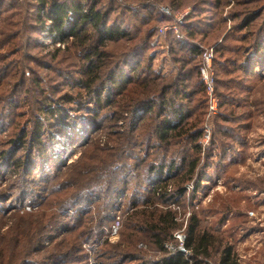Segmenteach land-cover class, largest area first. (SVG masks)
<instances>
[{
	"label": "rangeland",
	"instance_id": "1",
	"mask_svg": "<svg viewBox=\"0 0 264 264\" xmlns=\"http://www.w3.org/2000/svg\"><path fill=\"white\" fill-rule=\"evenodd\" d=\"M55 1L74 0L46 2ZM75 1L123 30L102 45L85 25L102 60L91 40L57 37L38 0H0V264H153L178 253L195 264L184 244L194 217L211 239L197 264H224L227 249L226 264H264V0ZM92 59L98 82L84 88ZM122 70L120 91L109 81ZM104 86L97 106L87 89ZM57 103L55 116L43 112ZM174 104L181 119L167 117ZM166 117L180 138H159ZM37 122L42 144L32 139ZM23 133L26 147L9 143ZM121 164L118 183L106 184ZM153 165L164 167L160 179ZM82 169L103 174L88 198L73 188L88 179ZM183 174L186 193L174 195ZM155 210L178 226L165 251L140 228Z\"/></svg>",
	"mask_w": 264,
	"mask_h": 264
},
{
	"label": "trees",
	"instance_id": "2",
	"mask_svg": "<svg viewBox=\"0 0 264 264\" xmlns=\"http://www.w3.org/2000/svg\"><path fill=\"white\" fill-rule=\"evenodd\" d=\"M38 1L41 4V10L43 11V14L46 15V18L48 21L52 22V25H53L52 31L56 34L57 37H59L61 40L68 39L69 37L76 38V40L80 41L81 46L84 45V43L82 42H86L88 39L89 41L91 40L89 51L90 53L93 52V56L97 55V57L99 59L101 58V60L103 59L104 56L102 57V54H100L99 51H97V48L94 47V40H95L94 37H97L99 42L97 40L96 42L98 44L105 45L106 41H113V40H117L120 38L122 39V36H125L121 28L119 27L116 28L114 26L108 27V24L106 23L107 16H108L107 13H103L98 10L95 11L92 6L91 7L85 6L75 0L71 3L55 1L49 4L48 2H46L47 0H38ZM73 16H76V18L73 19ZM87 24H90L92 26L94 37L90 35H86L84 28L86 27L85 25ZM196 49L197 48L192 47L191 52L194 53ZM95 68H97V64L95 63L94 59H92L87 68V72L94 73V76H90L88 81L80 82L79 80L78 82L79 84L83 85L84 88H94L96 86L98 82V78L95 77L96 76L95 73L98 72L99 70H96ZM134 71L137 72L138 70H134ZM198 72H199V68H198ZM123 76H124L123 70L122 72L118 74H112L110 78L111 80L109 81V83L112 84L111 86L117 87L120 91H123L127 84ZM180 81L181 83H178V87L179 85L180 87L182 86L183 81L181 78H180ZM103 88H106V87L105 86L102 87L100 92L94 89L92 92L91 89L90 90L87 89L88 90L87 93L89 97L93 100L95 99L97 106L102 105L101 95L103 94ZM158 88L166 90V89H169V86H159ZM184 92L185 91L180 88V90L177 91V94H181ZM95 96H97V98H95ZM65 98L67 99L66 101H69V102L72 101L70 100L71 98L68 95H66ZM164 103L165 101L162 102V104ZM162 104H161V109L164 110V106H162ZM153 106L154 105H148L147 107L148 112H152ZM59 108L60 106L58 103H57V106L55 107H53L52 105L45 104L42 110L45 113L55 116V113L59 110ZM170 110H171V113L167 117L172 116L177 119H181L184 116L183 108H180L178 104L172 105V107H170ZM167 117L162 122L160 123L156 122L155 124V130L157 131L159 138L162 140H166V141L170 139L174 140L176 139V137L180 138V136H182V134H180L181 132L176 131V128H175L176 126L173 125V122L170 121ZM184 118H186V116ZM41 129H42V125L39 122H37L35 130L32 134V139L37 144H42V141L39 140L42 134ZM172 133H175L176 135H173ZM27 142L28 140L25 139L24 133L21 136H17L16 139L9 140L10 144H14L16 147H20L22 149L26 147ZM3 154H4L3 156H5V152H3ZM12 157L13 155L9 157L11 159L10 164L21 166V160H19V158L16 160H12ZM124 157L126 158V156ZM170 159L166 160L169 166L168 172H171L173 168H175L177 165L176 158L172 157V159L171 160ZM124 160L122 161L123 166L128 167L129 165L124 163ZM122 164L119 167L118 166L114 167L115 171L112 172L111 174H108L106 172L107 176L109 177V179L106 181V184H112L114 182H115L114 184L118 183L120 173L123 174V171L121 170ZM163 169H164L163 166H157V165H153L150 168L151 171L157 170L159 179L163 176ZM90 170L93 171L92 169ZM194 170H195V162L192 160L191 166L190 167L188 166L187 172L191 176ZM81 172H83L84 176L88 175L87 176L88 179H86V181L84 183L82 182L81 184L75 181L73 188L78 189L79 192H82L83 194L84 192H88V195H87V198H88L91 195H93L92 193L94 189L98 186L99 180L100 179L102 180L103 177L101 176H103V174L100 176L98 180L94 176H92V173L87 172L86 169H82ZM185 176L186 175L183 174L181 175V178L178 179V182L175 185L177 190L174 192V195H183L186 193V188L184 187V184L186 182V180L184 179ZM187 177L188 176H186L185 178ZM165 184L156 188V189H160L158 191H160V195L162 196L161 198L168 196L167 195L168 185L167 184L165 185ZM104 190H106V188H104ZM82 195L77 196V197H81ZM141 223H142V227H140L141 231H146L149 235H151V237L155 240L156 244L158 245V248L161 251L166 250V247L164 246L166 243L165 242L166 239H168L171 236L172 231H174L178 227L175 221V216L170 211H167V212L160 211L159 212L158 210H155V213L153 215L143 217ZM198 227H199V224L195 220V217H194L187 231V237L184 242L186 250L192 254L191 256L193 259L191 261H194L195 264H197L196 258L198 255L208 254L209 244L211 241V239L209 238L210 234H206V233L199 234L198 233ZM126 256L127 258L135 259V257L132 255L126 254ZM230 256H231V249H227V251L225 252V257L223 259L224 264H226V262L229 261ZM153 264H189V261L184 259V257L180 253H178V254H175V256L164 257L160 261H156Z\"/></svg>",
	"mask_w": 264,
	"mask_h": 264
},
{
	"label": "built area",
	"instance_id": "3",
	"mask_svg": "<svg viewBox=\"0 0 264 264\" xmlns=\"http://www.w3.org/2000/svg\"><path fill=\"white\" fill-rule=\"evenodd\" d=\"M209 66H210V58H207V65H203L200 69H201V74L203 76V79L206 83V86L208 87V93L212 94L214 82H213V79L210 78L209 73H208ZM118 223H119V221L116 222V224H118ZM117 231H118V225L114 224L112 227V233L116 234ZM184 240H185V238H184Z\"/></svg>",
	"mask_w": 264,
	"mask_h": 264
}]
</instances>
